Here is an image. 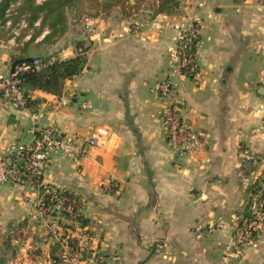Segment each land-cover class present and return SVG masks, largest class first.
<instances>
[{
  "label": "crops",
  "instance_id": "0c3cea01",
  "mask_svg": "<svg viewBox=\"0 0 264 264\" xmlns=\"http://www.w3.org/2000/svg\"><path fill=\"white\" fill-rule=\"evenodd\" d=\"M106 1L79 19L68 11L60 36L45 39L47 27L35 33L37 20L13 41L0 38V72L12 57L84 52L87 60L60 94L26 86L30 107H0V150L32 139V112L40 125L81 143L106 131L78 160L51 154L44 171L46 182L77 197L84 225L61 212L44 220L35 189L0 184V264H53L59 248L44 234L49 218L72 235H91V246L108 255L105 264H264V227L239 249L234 237L250 185H264L263 0H192L193 77L176 71L185 28L179 13ZM169 76L185 122L199 134L180 156L161 122L170 98L155 89ZM244 150L255 160L245 161Z\"/></svg>",
  "mask_w": 264,
  "mask_h": 264
},
{
  "label": "built area",
  "instance_id": "2783aa9c",
  "mask_svg": "<svg viewBox=\"0 0 264 264\" xmlns=\"http://www.w3.org/2000/svg\"><path fill=\"white\" fill-rule=\"evenodd\" d=\"M44 0H37L41 3ZM14 5L11 4L8 13ZM8 15V14H7ZM85 21L91 17L84 16ZM24 20L19 27H26ZM12 38L11 41H13ZM197 36L189 35L188 31L180 32L175 55L179 68L184 74L195 75V47ZM44 65L40 58L31 62H22L11 66L6 72H0V107L12 110H24L30 105L31 94L24 85L23 72ZM178 66V65H177ZM175 84L169 79L161 80L156 86L160 97H169ZM86 107V104L83 105ZM183 103L180 99L170 97V103L161 113L165 138L175 156L183 155L193 150L199 143V134L187 124L182 114ZM29 142L13 140L0 150V184H12L20 187L29 186L38 193L36 206L42 219L53 216L57 212L73 213L77 207L76 199L69 201L64 190L45 181L44 171L51 154H63L73 160H78L87 152V144H93L106 131L97 130L87 139V144L68 137L55 126H42L37 121L36 113L30 114ZM240 156L245 161H254L253 155L241 151ZM68 202V203H67ZM80 206L78 205L77 210ZM44 221V234L54 244H58L60 258L65 264H103L102 250L91 246V235L88 233H72L59 225L55 220ZM264 227V185L256 182L250 185L249 206L245 216L234 231L236 247L249 245Z\"/></svg>",
  "mask_w": 264,
  "mask_h": 264
},
{
  "label": "trees",
  "instance_id": "16d2710c",
  "mask_svg": "<svg viewBox=\"0 0 264 264\" xmlns=\"http://www.w3.org/2000/svg\"><path fill=\"white\" fill-rule=\"evenodd\" d=\"M78 0H45L42 3L35 4L34 0H23L20 3L16 13L7 16V11L10 9L11 4L17 2V0H0V26L5 24L6 21L11 19V24L16 25L20 20H25L27 26H33L34 22L40 20V23H47L49 33L45 36V39H50L55 36H60L67 29V13L66 9L69 8L73 2ZM124 0H108L105 2L106 6L113 4L123 3ZM172 0H159L158 11H168ZM264 2V0H263ZM27 13V14H26ZM31 57H12L10 65L13 67L16 64L22 62H31ZM86 56L84 52H78L75 56L62 60H48L43 61L44 65L38 68L27 70L23 72L24 85L33 89H40L45 92L60 94L65 86V82L68 79H72L74 76L81 73L86 66ZM188 76L193 77L192 73H187ZM33 104V101L28 103ZM69 201L76 199L77 207L73 208V213L62 212L65 216L73 217L81 224H85L86 220L79 214L77 208L79 205L77 197L66 190L63 191ZM68 203V202H67ZM58 247V244H55ZM55 248V247H54ZM59 248V247H58ZM52 252L53 264H59L60 257L54 255Z\"/></svg>",
  "mask_w": 264,
  "mask_h": 264
},
{
  "label": "rangeland",
  "instance_id": "374dc122",
  "mask_svg": "<svg viewBox=\"0 0 264 264\" xmlns=\"http://www.w3.org/2000/svg\"><path fill=\"white\" fill-rule=\"evenodd\" d=\"M21 1H23V0H17V2L13 3L14 6L11 7L12 9L10 10L9 13H7L8 14L7 16L16 13L17 10L19 11L18 7H20L19 5H20ZM34 1H35V4H37V0H34ZM101 1H104V0H78L76 2H73V4L69 8L66 9V13L69 11V13L74 14L75 18H77V19H79L83 14H86V13H92V14L97 13V7L96 6ZM123 2L125 4V6L129 7V0H124ZM132 2H133L132 5H134L135 7L138 4L146 3L148 8L154 6V9H157L159 0H132ZM175 2L178 3V7H176L174 5ZM191 4H192V0H172L170 3L168 11L179 13V20H182V22L184 23V26H183V27H185L184 29H186L188 31L189 35L194 34L197 36V32L195 30L197 22L192 20L193 18L191 16V11H190ZM22 20L17 22L16 25L11 24V19L6 21L5 24H1L2 26H0V38H2L3 40H8V39H12V38L16 39V38H19L22 35H24V33L27 32L29 29L34 28V26H31V25L20 28L19 23ZM26 24H27V22H26ZM43 27H47L46 22H43L42 24H40V26L35 27L34 32L38 33L39 31H41L43 29ZM36 28H37V31H36ZM182 31H184V30L182 29L181 32ZM177 64H178V62H177ZM176 71L178 73H179V71L181 72V70L179 68V64L177 66ZM167 78H169L175 84V81L172 79V77L169 76ZM170 97L179 99V96L176 93V84L174 86V91L169 96V98ZM57 250H58V248H57ZM101 253H102L103 257L108 256L104 252H101ZM56 255L58 258L60 257V250H58V254H56ZM59 261H60L59 264H65V262H62L61 258L59 259ZM105 263H106V259L104 260L103 264H105Z\"/></svg>",
  "mask_w": 264,
  "mask_h": 264
},
{
  "label": "water",
  "instance_id": "95a60500",
  "mask_svg": "<svg viewBox=\"0 0 264 264\" xmlns=\"http://www.w3.org/2000/svg\"><path fill=\"white\" fill-rule=\"evenodd\" d=\"M174 5H175L176 7H178V3H177V2H175ZM69 81H70V80L68 79L67 82H69ZM11 118H12V117L9 116V123H10V121H11Z\"/></svg>",
  "mask_w": 264,
  "mask_h": 264
}]
</instances>
